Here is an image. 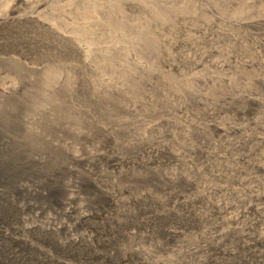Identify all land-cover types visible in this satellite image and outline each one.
<instances>
[{"label":"bare ground","instance_id":"1","mask_svg":"<svg viewBox=\"0 0 264 264\" xmlns=\"http://www.w3.org/2000/svg\"><path fill=\"white\" fill-rule=\"evenodd\" d=\"M2 123L12 257L264 264V0H0Z\"/></svg>","mask_w":264,"mask_h":264},{"label":"rangeland","instance_id":"2","mask_svg":"<svg viewBox=\"0 0 264 264\" xmlns=\"http://www.w3.org/2000/svg\"><path fill=\"white\" fill-rule=\"evenodd\" d=\"M22 99V97H20V100ZM15 103V104H14ZM11 104V105H10ZM13 104V105H12ZM17 105V101L16 102H11V103H9L8 104V106L9 107H11V108H13L14 106H16ZM13 106V107H12ZM1 118H3V116L1 117ZM3 120H5V118H3ZM4 123H2V125H3ZM1 125V127L3 128V129H1V132H0V142H1V140L3 139V134H5V132H7L9 129H5V126L3 125L2 126ZM17 130V129H16ZM15 130V131H16ZM13 131V130H12ZM22 132L21 130H20V127H19V130H17V132ZM18 132V133H19ZM2 135V136H1ZM20 143H22V141H19ZM18 142V143H19ZM18 143H16L15 144V142H14V146L13 147H15V149L12 147V151H17V146H18ZM23 144V143H22ZM7 145V144H6ZM6 145H3V147L5 146V147H7ZM2 147V148H3ZM2 148L0 149V151L2 150ZM4 149V148H3ZM11 151V150H10ZM2 152V151H1ZM4 152V151H3ZM13 152V153H14ZM5 153V154H4ZM4 153H0V160H1V155L3 156V155H6L7 153H6V151L4 152ZM37 177V176H36ZM36 177H34L33 179L34 180H37V179H35ZM7 201L9 202V203H7ZM12 203H14V205L12 204ZM16 205V206H15ZM18 204L16 203L15 204V202H12L10 199H4V200H0V223H2L3 225H5V226H10V225H12L13 226V224L15 225V227L16 228H18V227H20L21 225H27V224H25V223H31V224H35V225H39V227H38V225H37V227H36V229H35V231H33V232H35V233H32V234H30V236L32 237V239L34 238V242L38 245V248H41V249H43V250H47V252L50 254V256H53L54 258H63V259H67L68 258V260H70V259H73V257H72V255H71V251L70 250H68V248H63L62 249V247L61 246H59L58 245V243H57V240L59 239V238H62L63 237V235L62 236H56V238L54 239V238H52V236L50 235V234H47V233H44V232H46V231H44V229L46 228V226L48 225L46 222H45V218H41V220L43 221V223L44 224H42L41 222V220L40 219H38V218H35V216H34V213H32L31 211H29L28 213H26V214H21V212L19 211V209H18V206H17ZM19 211H17V210ZM160 209H162V208H160ZM20 213V214H19ZM32 213V214H31ZM48 214H52L54 217H56V218H58V220L57 221H60L64 216H62L61 214H58V215H55V212L54 211H51L50 213L48 212ZM17 215H18V217H17ZM25 217H26V219H25ZM60 217H62V218H60ZM14 218H15V221H14ZM16 218L18 219V220H16ZM172 217H170L169 219H163L162 221H160V222H158L159 224H158V226H157V231H156V236H155V238H154V241H155V239H156V241H157V239H159L158 241H163V239H164V241H165V234L164 233H160V232H162L161 231V228H163V227H165V226H168L170 223H171V221L173 220V218L171 219ZM35 219V220H34ZM60 219V220H59ZM170 219H171V221H170ZM40 220V221H39ZM127 220V219H126ZM125 220V221H126ZM14 221V222H13ZM26 221V222H25ZM31 221V222H30ZM38 221V222H37ZM13 222V223H12ZM25 222V223H24ZM96 222V225H100L99 227H102V223L100 222V221H95ZM97 222H99L98 224H97ZM24 223V224H23ZM161 223V224H160ZM167 224V225H166ZM41 225H43V227H45V228H43ZM192 225V224H191ZM189 226V225H188ZM37 228H38V230H37ZM160 231V232H159ZM43 233V234H42ZM41 234V235H40ZM36 236H38V237H36ZM42 237V238H40V237ZM158 236V237H157ZM50 237V238H49ZM53 237H55V236H53ZM49 238V239H48ZM44 239V240H43ZM46 239H48V240H46ZM57 239V240H56ZM233 240H232V242H233V244L234 245H236L237 244V242H238V239L237 238H232ZM36 240V241H35ZM50 240H52V241H50ZM123 239H121L120 240V238L119 239H115V240H113L112 242H110L108 245H104V246H102V247H104L103 249H102V247H98V248H96V249H94L93 247L90 249V248H87V249H85V248H82V249H80L79 250V254H81V256L82 257H80L79 258V254L77 253V256L76 257H78V258H76V257H74V261L76 262V263H78V264H98V263H101V264H114V261H116L117 260V258H118V256L119 255H115V257L113 256H111V257H109L111 254H113V249H111L112 247H114L116 244H118V243H121V242H123L122 241ZM51 242V243H48V242ZM117 241H119V242H117ZM121 241V242H120ZM11 243H13V241H7V243H3L0 247V264H40V262H41V259L40 258H42V256L41 255H39V254H37V253H34L33 251H31V249L30 248H28V247H24V246H22V245H20V246H22V248H18V249H20L21 250V252L24 254V257H20V258H24V259H19V258H14V257H12L13 255H12V250H13V247H12V244ZM57 243V244H56ZM44 244H45V246H44ZM52 244V245H51ZM40 245V246H39ZM143 245H145V247H152L151 245L152 244H150V242H143ZM147 245V246H146ZM7 246V247H6ZM55 246V247H54ZM58 246V247H57ZM3 247V248H2ZM6 247V248H5ZM57 247V248H56ZM61 247V248H60ZM12 248V249H11ZM49 248V249H48ZM99 248H100V250H99ZM106 248H108V249H106ZM106 249V252L104 251ZM258 249L259 250H261V249H263V250H261L262 252H263V256H264V244L263 245H260L259 247H258ZM68 250V251H67ZM82 250V253L80 252ZM86 250V251H85ZM95 250H97L98 252H101L103 255H105V256H107L106 257V259H101V260H103L102 262H101V260L99 261V260H95L94 258H93V252L95 251ZM110 250H111V252H110ZM70 251V252H69ZM67 252V253H66ZM91 252V253H90ZM249 250H247V251H245L244 253H243V257H242V259H240L239 261H237L236 262V264H248L247 262H249V261H251V259H253L254 258V256H253V254H252V252L250 251L249 253ZM68 253H70V254H68ZM87 253V254H86ZM52 254V255H51ZM12 255V256H11ZM246 255V256H245ZM39 256H40V258H39ZM56 256V257H55ZM59 256V257H58ZM62 256V257H61ZM65 256V257H64ZM68 256V257H67ZM117 256V257H116ZM251 256V257H250ZM262 256V261H264V257ZM253 257V258H252ZM111 258V259H110ZM112 258H115V259H112ZM80 259H82V260H80ZM84 260H85V263H84ZM86 260H87V262H86ZM105 260H107V261H105ZM97 261H98V263H97ZM111 261V262H110ZM107 262H109V263H107Z\"/></svg>","mask_w":264,"mask_h":264}]
</instances>
